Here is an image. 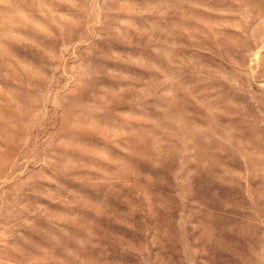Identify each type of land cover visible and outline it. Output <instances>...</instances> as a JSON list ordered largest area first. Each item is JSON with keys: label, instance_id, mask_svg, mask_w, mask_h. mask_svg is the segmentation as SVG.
Here are the masks:
<instances>
[{"label": "rangeland", "instance_id": "374dc122", "mask_svg": "<svg viewBox=\"0 0 264 264\" xmlns=\"http://www.w3.org/2000/svg\"><path fill=\"white\" fill-rule=\"evenodd\" d=\"M239 245L264 264V0H0V264Z\"/></svg>", "mask_w": 264, "mask_h": 264}, {"label": "bare ground", "instance_id": "6f19581e", "mask_svg": "<svg viewBox=\"0 0 264 264\" xmlns=\"http://www.w3.org/2000/svg\"><path fill=\"white\" fill-rule=\"evenodd\" d=\"M208 25H209L210 28H212V26H214V23L210 21V22H208ZM227 39L230 40V37L227 38ZM154 211H155V209H154ZM200 230H203L205 240H208V244H210L211 246L222 245V242H221V238L220 237H215L212 240H210L211 239V236H213L212 234L214 233L213 227H211V226H209L207 224V225L203 226L202 229H200ZM231 246H233V245L230 244V243L227 244V247L231 248ZM253 249H254V247L251 248V249H245L243 247L240 248V245H239L238 250L236 251V256H237L236 259L237 260H240L241 259L242 261H239L238 262L236 260L235 262H237L238 264L241 263V262H243V261H245V260H247L248 262H250V259L253 258ZM224 264H234V263L232 262L231 258H228V256H227Z\"/></svg>", "mask_w": 264, "mask_h": 264}]
</instances>
